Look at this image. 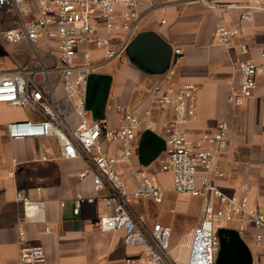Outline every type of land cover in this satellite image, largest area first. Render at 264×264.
Here are the masks:
<instances>
[{
    "label": "built area",
    "instance_id": "built-area-1",
    "mask_svg": "<svg viewBox=\"0 0 264 264\" xmlns=\"http://www.w3.org/2000/svg\"><path fill=\"white\" fill-rule=\"evenodd\" d=\"M210 8L218 5L197 0ZM141 0H0L1 10H12L16 24L6 31L9 43L28 48L27 61L13 70L0 71V103L25 107L37 114L31 119L14 120L6 125L11 139L52 137L64 158H82L85 168L79 178L90 175L93 189L104 190L99 196L75 197L74 213L78 214L84 201L100 199L107 212L98 218L102 231L123 230L126 246H139L137 257L127 258L136 264H215L219 252L218 231L231 223L243 238L253 228L251 264H264L257 259L264 255V213L257 204H249L246 196L225 192L215 179L224 172L213 167L216 148L224 150L231 130L226 119L216 123L212 133H201L192 141L183 129L197 120L196 96L198 86L193 82H175L174 70L165 71L166 88L155 94L141 113L117 104L120 114L116 124L107 118L86 120L87 77L103 63L123 52L138 31ZM233 7L241 19H251L255 11H264V0H247ZM164 22V20H162ZM237 29L217 24L216 43L230 45ZM247 46H240L238 87L231 89L227 101L234 105L247 102L254 92L258 75H264V62L256 63L246 57ZM180 48L173 49L175 54ZM173 60V58H172ZM171 60V62H172ZM169 110L168 118L158 119L154 113ZM79 122L73 126L70 115ZM154 131L165 139L160 170L171 175V190L201 198V214L190 232L186 256L174 254L170 247L172 229L160 222L148 226L131 211V202L143 198L161 203L163 189L142 170H132L137 183L128 191L122 180L120 165L127 164L135 152L139 134ZM118 144L112 152L106 145ZM41 159H46L42 156ZM12 162L16 163L13 158ZM13 171H10L12 174ZM242 190H248L245 182ZM31 199L17 190L15 200L21 206L17 216V248L15 264H48L40 244L27 241L25 224H46L44 202L39 194ZM256 255V256H255Z\"/></svg>",
    "mask_w": 264,
    "mask_h": 264
},
{
    "label": "crops",
    "instance_id": "crops-1",
    "mask_svg": "<svg viewBox=\"0 0 264 264\" xmlns=\"http://www.w3.org/2000/svg\"><path fill=\"white\" fill-rule=\"evenodd\" d=\"M208 1L218 6L210 8L197 0H141L138 31L155 30L173 49L182 50L170 64L174 70L172 78L177 83L193 82L198 86L197 120L183 129L195 141L201 133L214 132L220 119L227 120L231 130L229 144L224 150L216 148L213 158V167L224 172V176L215 182L229 194L246 196L249 204H257L264 213V75L257 76L253 96L247 102L237 106L227 101L229 91L238 87L240 46H247V58L264 62V11L256 10L253 18L241 19L229 5L247 0ZM13 16L12 23L0 19V71L17 68L29 55L27 47L7 40V29L16 24L14 13ZM219 23L237 29L230 45L216 43L214 29ZM94 72L111 76L104 111L111 124H116L120 117L117 104L142 114L153 96L167 84L165 73L150 74L131 62L117 71ZM169 116V110L153 114L158 119ZM34 117L37 114L28 108L0 103V264H15L18 254L15 225L21 206L15 200L16 192L21 190L35 199L37 187L41 188L39 196L44 202L45 222L50 231L45 232L42 223H27L25 229L28 243L43 246L48 264H136L127 262V258L137 257L141 249L125 245L123 230L99 229L98 218L107 212L100 199L84 201L80 212L74 213L78 194L90 197L104 193L93 189L90 175L78 177L86 166L84 159L62 157L52 137L7 136L9 122ZM144 140L141 132L129 163L120 165L122 180L131 191L137 183L131 171L142 170L161 186L163 200L132 201L131 211L148 226L153 222L170 226L171 238L175 240L172 252L184 258L191 229L200 218L201 198L194 196L189 202L174 198L171 175L160 170L164 148L148 153ZM117 144L106 145V150L112 152ZM42 156L46 159H41ZM242 182L249 185L248 190L240 188ZM253 234L250 228L243 240L253 253L259 254L253 245ZM256 258L264 261V255Z\"/></svg>",
    "mask_w": 264,
    "mask_h": 264
},
{
    "label": "water",
    "instance_id": "water-1",
    "mask_svg": "<svg viewBox=\"0 0 264 264\" xmlns=\"http://www.w3.org/2000/svg\"><path fill=\"white\" fill-rule=\"evenodd\" d=\"M129 61L140 70L150 74H162L171 64L173 47L155 30H140L126 47ZM111 76L92 72L87 77L85 107L94 117H104ZM144 146L148 153L165 147V139L154 131L143 132ZM219 252L217 264H251L253 255L250 247L236 229L224 227L218 231ZM215 262V264H216Z\"/></svg>",
    "mask_w": 264,
    "mask_h": 264
},
{
    "label": "rangeland",
    "instance_id": "rangeland-1",
    "mask_svg": "<svg viewBox=\"0 0 264 264\" xmlns=\"http://www.w3.org/2000/svg\"><path fill=\"white\" fill-rule=\"evenodd\" d=\"M11 11L12 10H1L0 11V19L5 20V21H9V22L12 23V20L14 19V16H13V12H11ZM3 57H4V60H5L6 57L5 56H3ZM128 62H130V61H129V57H128L127 52H126V49H125L123 52H121L120 54H118L117 56H115L114 58H112L111 60L103 63L102 65H100L98 68H96L95 71H99V72H103V71H115V70L117 71L121 66L126 65ZM68 119H69V121L71 122V124L73 126H76L78 124V122H79L78 118L75 115H73V114L70 115L68 117ZM93 119H99V118L94 117L91 114V112L88 110V113L86 115V120L87 121H90V120H93ZM193 197H194L193 195H189V194L174 193V198L178 202H180V201L184 202V201H188V200L190 201V198H193ZM232 226L233 225L231 223H228V224L222 225L219 228V230L221 228H224V227L233 228ZM174 243H175V240H174V238L172 236V238L170 239V247ZM216 258H217V256H216ZM215 262H216V260H215ZM216 264H217V262H216Z\"/></svg>",
    "mask_w": 264,
    "mask_h": 264
}]
</instances>
